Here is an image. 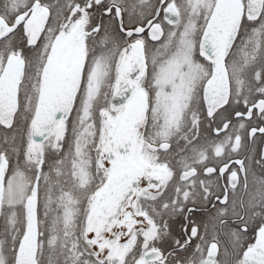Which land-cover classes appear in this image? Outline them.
Wrapping results in <instances>:
<instances>
[{"label": "snow or ice", "instance_id": "1", "mask_svg": "<svg viewBox=\"0 0 264 264\" xmlns=\"http://www.w3.org/2000/svg\"><path fill=\"white\" fill-rule=\"evenodd\" d=\"M0 264H264V0H0Z\"/></svg>", "mask_w": 264, "mask_h": 264}]
</instances>
